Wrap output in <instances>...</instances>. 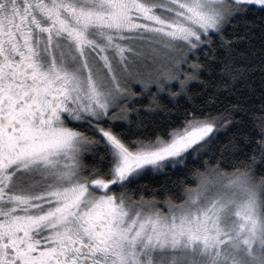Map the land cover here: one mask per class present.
Segmentation results:
<instances>
[{
	"label": "snow or ice",
	"instance_id": "6c2138e0",
	"mask_svg": "<svg viewBox=\"0 0 264 264\" xmlns=\"http://www.w3.org/2000/svg\"><path fill=\"white\" fill-rule=\"evenodd\" d=\"M0 264H264V0H0Z\"/></svg>",
	"mask_w": 264,
	"mask_h": 264
},
{
	"label": "trees",
	"instance_id": "16d2710c",
	"mask_svg": "<svg viewBox=\"0 0 264 264\" xmlns=\"http://www.w3.org/2000/svg\"><path fill=\"white\" fill-rule=\"evenodd\" d=\"M145 182H147V181H145Z\"/></svg>",
	"mask_w": 264,
	"mask_h": 264
}]
</instances>
